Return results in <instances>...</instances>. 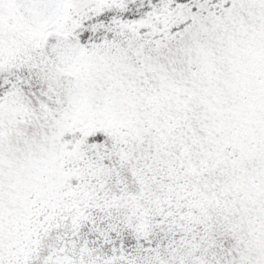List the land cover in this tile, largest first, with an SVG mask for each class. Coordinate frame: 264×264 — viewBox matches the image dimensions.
<instances>
[{
  "label": "snow or ice",
  "instance_id": "obj_1",
  "mask_svg": "<svg viewBox=\"0 0 264 264\" xmlns=\"http://www.w3.org/2000/svg\"><path fill=\"white\" fill-rule=\"evenodd\" d=\"M0 264H264V0H0Z\"/></svg>",
  "mask_w": 264,
  "mask_h": 264
}]
</instances>
